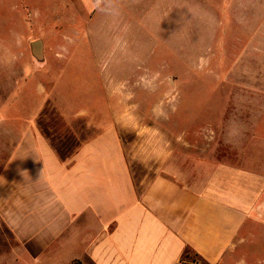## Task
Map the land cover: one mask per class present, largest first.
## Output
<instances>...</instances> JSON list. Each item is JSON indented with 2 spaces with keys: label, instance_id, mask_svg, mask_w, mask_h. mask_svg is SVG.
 Returning a JSON list of instances; mask_svg holds the SVG:
<instances>
[{
  "label": "rangeland",
  "instance_id": "rangeland-1",
  "mask_svg": "<svg viewBox=\"0 0 264 264\" xmlns=\"http://www.w3.org/2000/svg\"><path fill=\"white\" fill-rule=\"evenodd\" d=\"M12 55L30 113L45 88L37 124L64 160L121 113L130 159L160 142L180 176L264 158V0H0L4 94ZM157 169L134 163L136 183Z\"/></svg>",
  "mask_w": 264,
  "mask_h": 264
},
{
  "label": "crops",
  "instance_id": "crops-1",
  "mask_svg": "<svg viewBox=\"0 0 264 264\" xmlns=\"http://www.w3.org/2000/svg\"><path fill=\"white\" fill-rule=\"evenodd\" d=\"M12 56L9 92L0 87V264H264V158L180 176L160 142L130 159L121 113L64 160L37 124L45 88L30 113L33 74L18 76ZM137 161L158 166L139 185Z\"/></svg>",
  "mask_w": 264,
  "mask_h": 264
},
{
  "label": "water",
  "instance_id": "water-1",
  "mask_svg": "<svg viewBox=\"0 0 264 264\" xmlns=\"http://www.w3.org/2000/svg\"><path fill=\"white\" fill-rule=\"evenodd\" d=\"M34 47L36 48V50H38L37 59L39 61H42L43 60V56H42V52L40 51V49H41V43L38 42V43L34 44Z\"/></svg>",
  "mask_w": 264,
  "mask_h": 264
}]
</instances>
